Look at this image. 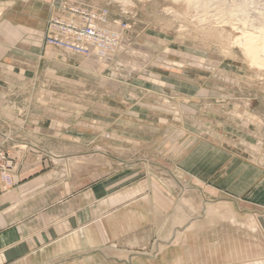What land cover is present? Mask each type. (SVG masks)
<instances>
[{
  "label": "rangeland",
  "instance_id": "obj_1",
  "mask_svg": "<svg viewBox=\"0 0 264 264\" xmlns=\"http://www.w3.org/2000/svg\"><path fill=\"white\" fill-rule=\"evenodd\" d=\"M63 4L66 12L55 0H0V21L5 19L13 25H27L39 30L12 26L2 21L0 45H4L1 31L7 27L27 32V42L42 45L35 49L41 53L37 51L34 52L35 55H28L24 51L14 53L11 60L16 69L2 71L0 68V82L3 79L15 82L10 87L0 84V94H5H1L2 97L9 99L3 105L0 96V160L4 163L0 167V176L3 182L6 185L12 183L13 175L18 172L28 155L47 159V154L51 151L63 152L65 155L74 152L71 147L72 135H78V132L74 131L73 124H69L66 138L62 137L64 133L59 134L65 142L64 147H57L55 141L51 143L56 138H49L53 133H35L23 128L27 123L38 119L36 114L41 113L42 108H48L54 114L45 118L46 121L54 119L66 123L69 120L90 121L95 117V120L103 122L110 118L109 115H103L102 107H107V102L113 113H117V116H113L111 127L115 131L127 133V136L144 141L168 138L174 140L186 130L187 133L194 132L191 136L195 137L203 129H207L208 134L220 133L225 139V147L240 153L238 157L233 156L231 159L227 155L228 151L225 152L222 169L224 179L221 184L225 188L231 186L235 192H245L237 198L249 206H240L243 212L239 213L237 219L233 218L232 212L230 215L226 212L224 218L223 212L217 215L214 213L212 226L195 229L192 254L199 262L194 264H239L233 262L239 261L233 254H226L233 256H224V259L207 258L205 249L216 246L220 239L221 242L225 240L226 243L223 244L229 247H256L262 251L264 73L249 68L238 49L232 48L233 52L226 55L219 40L212 37L210 39L196 28L195 17L202 12L198 9L188 11L183 4L177 6L172 0H129L127 4L122 3V0H63ZM73 7L84 14L78 19L81 23H90L94 16L102 19L97 24L100 29L99 41L104 44V51L94 47L92 53L99 57L97 66L104 67L90 69L85 65L92 63V53L80 55L67 52L45 42L49 21L58 15L69 19L70 8ZM171 9L176 12L172 13ZM212 22L211 27L215 26V21ZM27 42L20 40L16 45L26 49ZM47 46L65 52L59 51L56 55L57 52H48ZM37 54L41 56L38 57ZM62 56L72 60L66 61ZM132 56L141 58L145 73L140 69H133L125 62ZM46 92H50L52 101L59 108L55 104H46ZM132 92L139 99L133 98ZM29 93L32 94L31 98ZM53 110L56 112H52ZM126 110L128 115H125ZM122 118L127 125H122ZM170 125L171 130H167ZM102 134L99 129L88 130L87 136L81 135V140L88 142L94 139L99 144ZM111 139L114 140V136ZM90 150L92 148H81L82 153ZM154 151L153 147L129 149L125 154L112 150V155L127 162H141L149 159ZM198 152L201 157H206L203 147L200 146ZM113 162L115 167L118 162ZM97 165V175H100L105 167L102 161ZM259 186L262 200H257L260 197L248 199L249 193ZM239 225L244 228L238 227ZM256 264H264V260Z\"/></svg>",
  "mask_w": 264,
  "mask_h": 264
},
{
  "label": "crops",
  "instance_id": "obj_2",
  "mask_svg": "<svg viewBox=\"0 0 264 264\" xmlns=\"http://www.w3.org/2000/svg\"><path fill=\"white\" fill-rule=\"evenodd\" d=\"M1 35L2 71L16 69L11 60L14 53L24 51L35 55L38 51L35 49L42 47L41 43L27 42V32L15 27L5 28ZM20 40L28 43L26 49L17 47ZM47 47L48 52H57L56 55L62 51ZM1 83L10 87L15 82L3 79ZM1 94L2 104L6 105L9 99ZM50 96L46 92V104L59 108ZM105 104L103 115L110 118L103 122L95 117L90 121L66 123L46 121L45 118L54 114L42 108L36 114L38 119L25 123L23 128L35 133H53L48 137H56L51 143L55 141L57 147L65 146L59 134L64 133L62 137L66 138L69 124H73L78 135H72L71 155L51 151L47 159H40L31 154L13 175L10 185L0 176V264H186L187 253L193 252L196 228L212 226L214 213L223 212L224 218L226 212L229 215L232 212L237 219L243 212L240 206L248 208L246 202L237 198L245 192H235L231 186L225 188L221 184L225 152L228 151L231 159L240 153L225 147L220 133L193 137L194 132L186 130L174 140L135 139L113 130L111 122L117 113H113L109 103ZM121 122L128 124L123 118ZM98 129L105 135H101L99 144L94 139L81 140L88 130ZM167 130H171V125ZM200 146L205 149L206 157L198 152ZM82 147L92 150L82 153ZM150 147L155 149L154 153L141 162H127L112 155V150L125 154L129 149ZM99 161L105 170L97 175ZM113 161L118 162L115 167ZM261 186L250 192L248 199L262 200ZM256 261L259 260H233L239 264H256Z\"/></svg>",
  "mask_w": 264,
  "mask_h": 264
},
{
  "label": "bare ground",
  "instance_id": "obj_3",
  "mask_svg": "<svg viewBox=\"0 0 264 264\" xmlns=\"http://www.w3.org/2000/svg\"><path fill=\"white\" fill-rule=\"evenodd\" d=\"M140 1H142V0H140ZM172 1L177 6L183 4L185 6V9H187L188 11H190L192 9L193 10L198 9L199 11H201L202 13L195 17V20H196L195 26L198 30H201V32L205 36L210 37V39L212 37L216 40H219L220 42H218V41L217 42L220 44H223L222 51H224L226 53V55H228L229 52L232 51L231 50L232 48L238 49L243 54V56L245 57V59L247 61L246 63H248L249 68L253 69L255 72L264 73V0H262V3L260 0H231L230 2H227L226 0H172ZM122 3L127 4V3H129V0H122ZM211 11H212V13H211ZM173 12L175 13L176 10L175 9L172 10V13ZM176 15H177V13H176ZM185 16H187V15H185ZM179 17H181V16H179ZM192 20H193V18H192ZM212 20L215 21L216 23L214 22L215 26L212 25V27H211L210 24L213 23ZM97 22L98 23L102 22V19L100 18V20H99V17L94 16V19L92 18L90 24H91V26H93L95 29H97L99 31L100 29L98 27ZM186 22H187V20H186ZM105 23H106V21H105ZM196 32H198V31H196ZM115 34H116V32H115ZM205 36H204V38H205ZM85 43H86L85 46L88 48L89 54L92 53V50L94 47L99 48V50L104 51L103 47H105V46H104V44H100L99 38H96V39L87 38L85 40ZM215 44L217 46V43H215ZM137 47H140V46H137ZM59 49L65 50L67 52L69 51V52L77 53V52L70 50V49H65V48H59ZM134 51H137V50L134 49ZM143 52H144V50H143ZM96 53H98V51ZM77 54H80V53H77ZM89 54H87V55H89ZM145 54H146V52H145ZM80 55H83V54H80ZM90 57H91L92 63H87V64L85 63V65L88 66L90 69H97L98 67H101V66L104 67V65H101V66L98 65L97 66V64H98V62H100V60H99V57H97L95 54L91 55ZM137 57L132 56L128 60L126 59L125 62L129 63L133 69H140L141 71H144V73H145L146 71L144 70V66L142 65V61L140 60L141 58L138 59ZM125 58H126V56H125ZM143 58H145V57H143ZM102 61H104V60H102ZM111 78H113V77L111 76ZM113 82H115V81H113ZM261 114H262V112H261ZM248 116H249V114H248ZM232 120H234V118ZM247 121H249V120H247ZM203 130H204L203 132H201V131L200 132L203 134H208L209 131H207V129H203ZM205 131H207V132H205ZM2 165H4V163L2 160H0V167H2ZM220 240H222V239H220ZM220 240H219L220 243L216 242V244H217L216 246L205 249L208 259H212V258H214V259L223 258L224 259V256L227 258V257L234 255V257H236L239 261L249 260V259L251 260V258H255L256 260H259V261L264 260V256H262L264 254V249H262V251H260V250L256 251L254 249L256 251V252H254L251 248H250L251 250H249V247L248 248L243 247V246L229 247L226 244H223V242H225V240H223L222 242ZM252 251L254 253H252ZM226 254H233V255H226ZM204 258H206V256ZM186 259H188L186 264H194L195 262H199V261L195 260V256L192 253L191 254L188 253ZM256 262H258V261H256Z\"/></svg>",
  "mask_w": 264,
  "mask_h": 264
},
{
  "label": "built area",
  "instance_id": "obj_4",
  "mask_svg": "<svg viewBox=\"0 0 264 264\" xmlns=\"http://www.w3.org/2000/svg\"><path fill=\"white\" fill-rule=\"evenodd\" d=\"M55 1L62 5L63 11L66 12L63 0ZM70 10L69 16L71 17L68 16L69 19L58 15L49 21L44 39L47 44L53 47L70 49L84 55L89 53L88 48L85 46V40L87 38H100V33L90 23H81L78 20L84 16L78 9L73 7Z\"/></svg>",
  "mask_w": 264,
  "mask_h": 264
}]
</instances>
